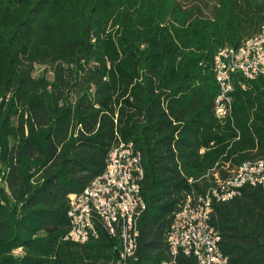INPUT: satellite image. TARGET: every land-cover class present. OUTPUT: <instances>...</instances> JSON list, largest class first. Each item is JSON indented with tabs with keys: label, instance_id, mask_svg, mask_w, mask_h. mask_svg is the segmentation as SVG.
Segmentation results:
<instances>
[{
	"label": "trees",
	"instance_id": "1",
	"mask_svg": "<svg viewBox=\"0 0 264 264\" xmlns=\"http://www.w3.org/2000/svg\"><path fill=\"white\" fill-rule=\"evenodd\" d=\"M263 25L264 0H0V264L117 262L105 230L84 244L65 236L69 196L102 175L119 141L144 171L128 264L167 261L186 199L214 170L264 159V77L233 74L221 120L213 72L218 49ZM210 224L230 264H264L259 187L213 203ZM176 262L197 264L182 252Z\"/></svg>",
	"mask_w": 264,
	"mask_h": 264
},
{
	"label": "built area",
	"instance_id": "2",
	"mask_svg": "<svg viewBox=\"0 0 264 264\" xmlns=\"http://www.w3.org/2000/svg\"><path fill=\"white\" fill-rule=\"evenodd\" d=\"M213 72L218 86L214 112L218 119H227L232 113V75L239 74L245 81L264 77V25L238 47L218 49ZM223 169L225 177L214 170V184L203 194L192 193L174 215L167 236L170 256L162 264H177L179 252L193 256L197 264H230L219 248L220 237L210 224L212 204L238 197L245 186L264 191V159L234 168L225 165ZM143 176L141 152L133 144L119 141L109 152L102 175L80 194L69 196L65 240L84 244L96 239L98 230L103 229L120 241L115 264H128L137 249V220L145 210L140 194Z\"/></svg>",
	"mask_w": 264,
	"mask_h": 264
},
{
	"label": "rangeland",
	"instance_id": "3",
	"mask_svg": "<svg viewBox=\"0 0 264 264\" xmlns=\"http://www.w3.org/2000/svg\"><path fill=\"white\" fill-rule=\"evenodd\" d=\"M42 70V67H37L35 75H37L38 73H40V71ZM48 77L51 78V75L48 74Z\"/></svg>",
	"mask_w": 264,
	"mask_h": 264
}]
</instances>
